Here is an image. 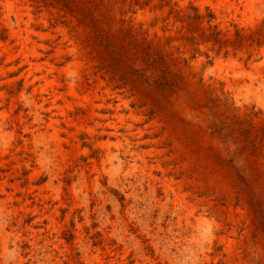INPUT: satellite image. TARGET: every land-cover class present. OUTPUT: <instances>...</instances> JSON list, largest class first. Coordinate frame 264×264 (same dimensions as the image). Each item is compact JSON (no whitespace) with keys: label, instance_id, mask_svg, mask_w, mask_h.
Segmentation results:
<instances>
[{"label":"rangeland","instance_id":"374dc122","mask_svg":"<svg viewBox=\"0 0 264 264\" xmlns=\"http://www.w3.org/2000/svg\"><path fill=\"white\" fill-rule=\"evenodd\" d=\"M0 264H264V0H0Z\"/></svg>","mask_w":264,"mask_h":264}]
</instances>
